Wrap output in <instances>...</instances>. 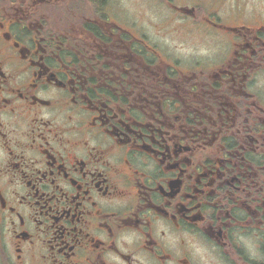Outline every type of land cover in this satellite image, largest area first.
<instances>
[{
    "label": "flooded vegetation",
    "instance_id": "obj_1",
    "mask_svg": "<svg viewBox=\"0 0 264 264\" xmlns=\"http://www.w3.org/2000/svg\"><path fill=\"white\" fill-rule=\"evenodd\" d=\"M176 1L0 0V264H264V0Z\"/></svg>",
    "mask_w": 264,
    "mask_h": 264
},
{
    "label": "rangeland",
    "instance_id": "obj_2",
    "mask_svg": "<svg viewBox=\"0 0 264 264\" xmlns=\"http://www.w3.org/2000/svg\"><path fill=\"white\" fill-rule=\"evenodd\" d=\"M185 2L176 1L175 4L182 7L183 5L194 6L195 3H190L194 0H184ZM154 2V1H153ZM186 3V4H185ZM206 7H208L213 14H217L223 21L235 22L242 17L254 19L252 15V9H256L255 6H237L232 5L230 0H206ZM174 11H178L179 19L188 17L185 13L176 8H172ZM252 14H251V13ZM172 45L185 46L187 52H182L179 49H175L169 43H164V52L171 59H179L184 64H190L196 66L197 64L203 65L201 68H206V62L216 61L220 57L222 35L219 30L201 25L194 28V31L186 37L177 38L175 43L171 39L169 41ZM202 48V49H200Z\"/></svg>",
    "mask_w": 264,
    "mask_h": 264
}]
</instances>
